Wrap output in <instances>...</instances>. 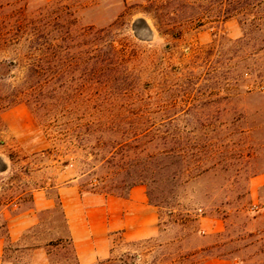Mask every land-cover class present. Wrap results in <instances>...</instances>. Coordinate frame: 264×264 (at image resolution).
I'll use <instances>...</instances> for the list:
<instances>
[{
    "label": "rangeland",
    "instance_id": "1",
    "mask_svg": "<svg viewBox=\"0 0 264 264\" xmlns=\"http://www.w3.org/2000/svg\"><path fill=\"white\" fill-rule=\"evenodd\" d=\"M229 1L0 0L3 15L60 21L69 30L55 37L74 39L64 66L47 75L49 87L63 85L60 95L33 90L44 77L24 81L17 68L0 76L6 262L29 264L41 249L37 264H77L59 187L103 197L116 180L111 167L162 152L153 162L161 170L145 185L160 234L126 243L111 260L264 264L261 56L246 61L239 19L224 16ZM12 50H0V60L21 57ZM169 150L178 156L167 158ZM43 192L51 208L11 242L9 219Z\"/></svg>",
    "mask_w": 264,
    "mask_h": 264
},
{
    "label": "trees",
    "instance_id": "2",
    "mask_svg": "<svg viewBox=\"0 0 264 264\" xmlns=\"http://www.w3.org/2000/svg\"><path fill=\"white\" fill-rule=\"evenodd\" d=\"M1 10L2 8L0 7V50H8L11 48L13 49L12 51L18 53L21 57L11 61L0 60V76L3 78L9 76L12 68H17L23 73L24 81L34 77H44L41 79L44 80V82H40L41 80L37 81L33 90L41 91V93L44 94V89H47V92L53 97L60 95L64 90L63 85L49 87L51 81L48 79L49 77L47 75L51 72L52 67L55 68V64L58 65L57 68H62L64 66V62H66V52L67 50L69 51L74 44V39L62 37L64 34L55 37L56 33H62L67 27L60 21L51 23V21L43 18L27 19L26 17H16L14 19L15 10L11 12L12 15L8 16L3 15ZM225 10L224 16L226 19L231 17H237L239 19L243 31L241 42L250 48L245 49L246 61L251 60L254 54L261 56L257 74L259 77L260 89L264 91V0H230ZM66 32L68 33V31ZM26 35H28V37H25ZM78 47L81 48V39ZM254 47H256L255 52H253ZM27 48L28 50L26 52L23 51V49ZM28 52H31L32 55L26 56ZM31 53H29V55ZM28 101L30 102V99H28ZM38 102V100H35L31 104L38 105ZM122 107L124 106L122 105L121 108ZM145 134L146 132L134 134L131 137V141H135ZM83 138H85V136ZM98 142L99 144H104L100 139ZM162 155V152H155L143 159L135 153L130 157L131 159H129L128 163H118L111 167L110 169L113 170L112 175L116 180L111 182L112 184L109 188L106 189V187H104L107 190L104 192V195L127 197L129 190L133 186L139 184L148 185L152 176L158 174L161 170L159 165H153V162H157V159ZM166 155L169 159H175L178 156V152L169 150L166 152ZM172 164L168 165L166 168L170 169L173 166ZM109 175L110 174L107 173V176ZM121 191H123V193ZM149 202L157 206V204L152 203L150 196ZM152 239L153 238L146 239L145 241H151ZM191 256L190 254L188 258ZM134 259V255L126 254L119 261L108 259L99 264H133ZM176 262L177 259H173L171 264H176ZM189 264L198 263L191 261Z\"/></svg>",
    "mask_w": 264,
    "mask_h": 264
},
{
    "label": "crops",
    "instance_id": "3",
    "mask_svg": "<svg viewBox=\"0 0 264 264\" xmlns=\"http://www.w3.org/2000/svg\"><path fill=\"white\" fill-rule=\"evenodd\" d=\"M58 190L77 264H99L123 253L126 243L160 234L159 210L149 202L145 185L133 186L127 197L83 195L70 184ZM52 204L43 192L34 197V208L11 216L8 225L11 242L19 241L25 230L39 222L38 212L51 208ZM4 253L5 240L0 237V264H25L6 262ZM43 254L41 249L35 250L29 264L39 263L38 257ZM210 262L213 261L201 264ZM215 264L226 262L219 260Z\"/></svg>",
    "mask_w": 264,
    "mask_h": 264
},
{
    "label": "water",
    "instance_id": "4",
    "mask_svg": "<svg viewBox=\"0 0 264 264\" xmlns=\"http://www.w3.org/2000/svg\"><path fill=\"white\" fill-rule=\"evenodd\" d=\"M5 168V165L2 161V159L0 158V170L4 169Z\"/></svg>",
    "mask_w": 264,
    "mask_h": 264
}]
</instances>
